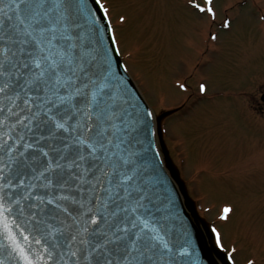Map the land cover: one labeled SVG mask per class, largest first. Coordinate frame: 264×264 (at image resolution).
I'll return each mask as SVG.
<instances>
[{
  "label": "snow or ice",
  "instance_id": "obj_1",
  "mask_svg": "<svg viewBox=\"0 0 264 264\" xmlns=\"http://www.w3.org/2000/svg\"><path fill=\"white\" fill-rule=\"evenodd\" d=\"M188 4L215 22L213 0ZM121 52L107 0H0V264H178L191 255L157 207L153 112L129 86ZM231 211L225 204L220 219Z\"/></svg>",
  "mask_w": 264,
  "mask_h": 264
},
{
  "label": "rangeland",
  "instance_id": "obj_2",
  "mask_svg": "<svg viewBox=\"0 0 264 264\" xmlns=\"http://www.w3.org/2000/svg\"><path fill=\"white\" fill-rule=\"evenodd\" d=\"M107 4L123 62L152 109L163 163L210 244L216 227L227 264H264V0H213L214 23L188 0ZM225 204L232 211L222 220Z\"/></svg>",
  "mask_w": 264,
  "mask_h": 264
},
{
  "label": "water",
  "instance_id": "obj_3",
  "mask_svg": "<svg viewBox=\"0 0 264 264\" xmlns=\"http://www.w3.org/2000/svg\"><path fill=\"white\" fill-rule=\"evenodd\" d=\"M105 43H108L107 38L105 39ZM119 60L120 63H122L120 56ZM126 76L129 86L134 88L135 94L142 99L143 104L147 105L128 73H126ZM156 152L158 153L157 147ZM158 161L160 164L158 171L164 183L157 192L159 197L156 201L157 207L160 208L162 214L165 212L171 213L169 223L173 242L179 245L184 239H188L191 243V255L184 257L178 264H193V261L197 260V258L198 264H219L214 256H217L222 263L225 264L226 262L221 256V253L210 244L209 237L201 230L195 212L184 190L181 186L176 184V177L172 174V178L167 172L160 159L159 153ZM8 264H12L11 259L8 260Z\"/></svg>",
  "mask_w": 264,
  "mask_h": 264
}]
</instances>
